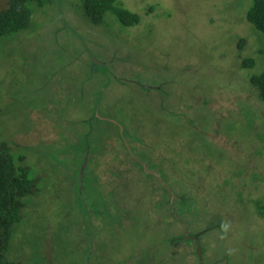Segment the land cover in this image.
I'll use <instances>...</instances> for the list:
<instances>
[{"label": "rangeland", "instance_id": "rangeland-1", "mask_svg": "<svg viewBox=\"0 0 264 264\" xmlns=\"http://www.w3.org/2000/svg\"><path fill=\"white\" fill-rule=\"evenodd\" d=\"M82 1L35 8L0 41L2 137L41 178L8 258L264 264L252 0H119L141 15L132 26L112 12L92 24Z\"/></svg>", "mask_w": 264, "mask_h": 264}, {"label": "trees", "instance_id": "trees-1", "mask_svg": "<svg viewBox=\"0 0 264 264\" xmlns=\"http://www.w3.org/2000/svg\"><path fill=\"white\" fill-rule=\"evenodd\" d=\"M54 0H7L0 6V41L9 35L32 27L35 8H44ZM83 15L92 24H102L107 12L116 15L124 26H132L141 21V15L124 7L119 0H83ZM247 19L264 35V0H252L246 12ZM240 44V43H239ZM241 46V44H240ZM243 66L253 67L254 57L244 58ZM250 83L258 97L264 101V69L250 76ZM0 96V114L2 112ZM13 140L2 137L0 125V264H17L8 258L13 233L20 225L27 196L38 192L39 176L31 175L26 153L13 150Z\"/></svg>", "mask_w": 264, "mask_h": 264}]
</instances>
